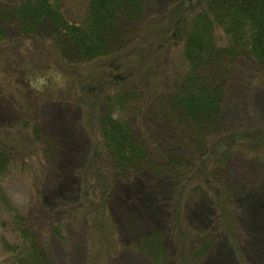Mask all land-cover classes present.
<instances>
[{
	"label": "rangeland",
	"instance_id": "374dc122",
	"mask_svg": "<svg viewBox=\"0 0 264 264\" xmlns=\"http://www.w3.org/2000/svg\"><path fill=\"white\" fill-rule=\"evenodd\" d=\"M175 1L178 0H147V12L156 16ZM87 2L64 0L66 17L81 21ZM174 10L175 6L170 8L171 14ZM154 16L140 37L135 38L136 48L117 56L123 61L121 67L125 74L130 71L125 82L134 81L142 87L145 84L152 91L140 92L137 104L157 92L162 87L161 81L173 83L187 68L180 42L172 38L169 43L161 38L171 16ZM8 31L9 35L14 34ZM215 31L217 43L223 45L224 32L219 27ZM3 55L0 47V85L9 81ZM242 60L226 82L220 129L227 127L253 138L251 132L260 133L264 126V63L259 64L251 57ZM109 61L110 56L82 61L81 69L90 76L85 82L100 77ZM26 74L25 83L28 82L31 90L33 107L28 102L25 107L32 108L28 116L32 124L26 120V108L15 102L8 103L0 96V149L8 154V167L0 182V264L12 262L10 250L17 238L8 224L14 211L23 215L40 258L54 264H264V143L252 150L260 159H251L250 153L235 150L226 165L217 171L216 177L223 179L230 192L233 191V206L228 210L212 207L200 196L192 195L178 204L183 225V232H179L168 212L179 196L177 185L172 183L159 192L154 189L153 182L168 179L167 174L154 176L152 170L146 169L135 179L129 173L128 180L122 177L113 184V191H107L106 198L102 196L100 184L81 176L80 171L89 163L92 150L103 140L102 122L106 119L107 107L91 110L85 103L79 106L72 103L75 96H80L81 87L76 82L70 88V81L60 72L50 74V81L71 102L40 104L44 93L54 97L56 94L40 88L39 81H46L40 72ZM132 109L127 106L121 118L143 135L149 134L152 143H157L161 139L160 123L152 118L139 121ZM99 115H102L100 124ZM30 125H36L38 137L31 134L35 127ZM42 146L46 148L45 156L40 151ZM207 209L214 212L212 219L206 217ZM217 212L221 216H216ZM202 228L210 233L205 239L209 243L205 254L199 251L205 240L191 237L193 231L198 234ZM149 241L154 246L147 247V251L156 254L152 258L142 248Z\"/></svg>",
	"mask_w": 264,
	"mask_h": 264
},
{
	"label": "trees",
	"instance_id": "16d2710c",
	"mask_svg": "<svg viewBox=\"0 0 264 264\" xmlns=\"http://www.w3.org/2000/svg\"><path fill=\"white\" fill-rule=\"evenodd\" d=\"M146 2L88 0L84 18L76 22L66 17L64 0H0V47L8 65L5 72L9 75L8 83L0 85V96L8 103H18L22 109L28 103L33 107L25 76L28 71L31 74L37 71L46 77L40 88H45L48 94H56L54 97L44 93L40 104H68L70 97L65 93L61 96L63 93L55 90L57 84L50 81V74L60 72L66 76L70 88L77 82L81 93L72 103L77 106L85 103L91 110L103 105L108 109L103 122L102 115L97 117L99 124H103L104 137L92 150L89 163L80 171L81 176L100 184L102 196L106 198L107 191H113V184L122 177L128 180L129 173L135 179L146 169L152 170L154 176L167 174L168 179L161 178L166 184L157 179L153 182L154 189L159 192L172 183L177 185L179 196L168 212L180 232L183 225L178 204L192 195L200 196L212 207L228 210L233 206V191L231 193L216 174L235 150L250 153L251 159L261 158L252 150L264 143V126L260 133L251 132L253 138L227 127L221 130L220 126L226 82L239 68L237 63L250 57L259 64L264 63V0H178L156 16L147 12ZM173 6L175 10L171 14ZM153 16H171L170 25L161 38L169 43L172 38L180 42L187 68L173 83L167 84L166 79L161 81L162 87L157 92L137 104L140 92L152 91L145 84L142 87L134 81L126 83L130 71L125 74L121 67L123 61L117 56L129 54L136 48L137 43L133 42ZM218 27L226 36L223 45L216 40ZM8 29L14 34L9 35ZM111 37L114 38L110 40ZM107 56L110 61L101 76L85 82L90 76L81 69L83 62ZM31 106L25 110L30 124ZM127 106L133 108L139 121L152 118L160 123L161 139H157V143H152L149 134L143 135L121 118ZM31 134L38 137L36 127ZM40 151L46 155L45 147H40ZM7 160V152L0 149V182L4 180L1 175L8 167ZM212 213L207 209L205 215L212 219ZM215 215L221 216L220 212ZM195 220L200 224L199 219ZM8 226L17 238L10 250L11 264H54L40 258L31 238L33 234L20 212H13ZM198 231V234L193 231L191 237L208 239L207 229ZM207 245L206 240L200 245L201 254H205ZM151 246L154 244L149 241L142 248L152 258L156 254L147 251Z\"/></svg>",
	"mask_w": 264,
	"mask_h": 264
},
{
	"label": "clouds",
	"instance_id": "9594fccd",
	"mask_svg": "<svg viewBox=\"0 0 264 264\" xmlns=\"http://www.w3.org/2000/svg\"><path fill=\"white\" fill-rule=\"evenodd\" d=\"M39 83H40V84H43V83H44V81H43V80H40V81H39Z\"/></svg>",
	"mask_w": 264,
	"mask_h": 264
},
{
	"label": "bare ground",
	"instance_id": "6f19581e",
	"mask_svg": "<svg viewBox=\"0 0 264 264\" xmlns=\"http://www.w3.org/2000/svg\"><path fill=\"white\" fill-rule=\"evenodd\" d=\"M62 132H64V133H65V131H62Z\"/></svg>",
	"mask_w": 264,
	"mask_h": 264
}]
</instances>
